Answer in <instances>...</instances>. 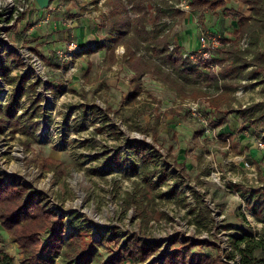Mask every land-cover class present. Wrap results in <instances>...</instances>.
Instances as JSON below:
<instances>
[{"label": "rangeland", "instance_id": "rangeland-1", "mask_svg": "<svg viewBox=\"0 0 264 264\" xmlns=\"http://www.w3.org/2000/svg\"><path fill=\"white\" fill-rule=\"evenodd\" d=\"M189 1L170 0L183 19L172 23L164 17L155 26L166 36V55L175 60L179 46L181 58L188 55L185 60L196 64L198 71L187 74L155 52V44L145 40L152 35L134 31L130 23L143 15L138 18L128 0L122 3L129 30L119 13L115 16L114 0H49L46 9L29 0L11 29L0 23L3 112L19 77L26 76L11 117L0 124V181L16 180L29 193L42 194L46 209L66 224L75 215L84 230L73 264H103L111 242L93 241L106 234L119 238L118 249L130 236L158 245L144 262L125 264H162L185 239L199 242L191 252L226 264L219 249L228 242L225 233L264 239V151L258 147L264 121L240 113L264 103V73L230 84L234 90L228 89L216 109L210 99L229 79L227 64L197 57L202 33L217 32L219 51L223 39H233L237 17L251 10L225 0L226 10L193 11ZM154 6L144 4L148 31L154 27ZM250 39L246 34L239 40L241 50L249 48ZM71 42L76 48L70 51ZM252 57L249 53L247 61ZM254 68L248 65L246 71ZM168 74L179 84L166 83ZM134 143L147 147L142 151ZM66 226V234H76ZM254 254L264 258L259 250ZM1 255L22 264L17 245L0 225ZM53 264H61L60 256Z\"/></svg>", "mask_w": 264, "mask_h": 264}, {"label": "trees", "instance_id": "trees-1", "mask_svg": "<svg viewBox=\"0 0 264 264\" xmlns=\"http://www.w3.org/2000/svg\"><path fill=\"white\" fill-rule=\"evenodd\" d=\"M114 14L119 16L123 21V29L129 30V15L126 14L125 7L123 6V0H114ZM245 3L251 10L249 16H238L236 20V29L233 31V39L224 41V48L219 51H211L210 61L215 62L217 65L227 64L226 71L229 79L219 87L217 85L218 80L213 73H210L211 78L215 81L220 92L217 93V97L210 99L211 106L219 108L225 99L227 98L228 89L231 88L230 84L238 85V80L246 75L259 76V73H264V0H238ZM110 2V1H109ZM113 2V0H112ZM132 3V8L138 13V18L135 21L134 31H138L139 34L152 35L149 40L152 44H155V52L158 54L166 55L167 41L165 35H159L156 31L158 23L164 17L169 18L172 23L175 20L179 22L184 17V13L178 10L175 6L177 3H170V0L158 1V0H128ZM178 2V0H176ZM190 8L201 11L217 12L218 10H226L225 0H190ZM151 3L154 6V27L151 31L145 29V24L142 22L146 18L147 9L144 4ZM119 13V15H118ZM125 13V14H124ZM204 30V29H203ZM209 30V29H208ZM124 31V30H123ZM214 33L213 30H209ZM125 33V32H124ZM135 33V34H136ZM217 34V32H215ZM246 34L251 36L250 46L245 50H241L239 46V40ZM137 35V34H136ZM262 45V48H259ZM255 47V48H253ZM179 46L175 50L177 57L172 60V53L166 55L167 61L173 66L176 72L183 69V74L198 71L196 64L189 63L185 59L181 58L179 54ZM249 53L253 54L251 61H247L246 56ZM218 55H222L217 59ZM189 63V64H188ZM204 64H208L205 61ZM248 65H254L255 68L251 71H246ZM209 67V66H208ZM2 68V67H1ZM247 72V73H246ZM5 74V68L2 75ZM170 77L173 81L170 80ZM166 83L171 85H178V78L170 76L168 74L165 79ZM24 84H26V76H21L18 79L17 87L14 91L12 101L7 107L6 113L2 111L0 107V124L6 123L7 120L4 117H11L13 111V104L16 103V99L23 91ZM30 89H33L31 86ZM231 90H234L232 87ZM244 119L253 122L264 121V103H258L253 106H249L240 111ZM250 116H246L247 114ZM133 146L140 148L142 151L146 149L145 144H136ZM142 155V154H141ZM143 156V155H142ZM146 158V157H143ZM143 160V159H142ZM63 218L56 217L51 214L44 206L43 196L40 193H29L25 186L19 184L16 180L11 183L5 184L4 181H0V225L4 231L11 237L17 248L22 255V264H53L54 259L60 256L61 264H73L80 256L81 249V232L83 227L78 225V219L75 215H71L67 224L72 232L66 234L68 228L65 225ZM102 236V235H101ZM246 235L234 236L232 245L235 249L239 250L242 255V264H264V258L259 259L254 254L256 250H259L260 254H264V239L256 240L248 239ZM249 240V241H247ZM119 238L111 239L110 234L100 238V241H93L96 245L101 246L103 243H110L111 255L103 264H125V260H139L144 262L158 249V245H149L146 240L137 239L135 236H130L125 240V247L117 248ZM199 242L185 239L182 241L180 249L169 251L162 264H212V261L203 253L191 252V248L198 245ZM245 243V248L241 249L239 245ZM260 260V261H259ZM10 257L7 255L0 256V264H11ZM158 264V263H154ZM215 264V262H214Z\"/></svg>", "mask_w": 264, "mask_h": 264}, {"label": "built area", "instance_id": "built-area-1", "mask_svg": "<svg viewBox=\"0 0 264 264\" xmlns=\"http://www.w3.org/2000/svg\"><path fill=\"white\" fill-rule=\"evenodd\" d=\"M3 1L5 3L4 4L5 10L0 12V17H2L0 19V23H5V27L7 28V30H9L11 29L13 24L17 22L20 14H22V12H24V10L28 8V4L30 2L29 0H23V1L16 0L18 2H21L20 7H17L16 9L17 5L15 3V0H3ZM214 35L215 33H211V32H206L201 34L202 50L199 51V55L197 56L199 57L198 58L199 60H210L211 59L210 52L218 48L216 46V40H215L217 37L215 38L216 35L215 36ZM68 47L71 51L76 48V45H74V43L71 42L69 43ZM184 58L189 59L188 55H184ZM195 60L197 59L195 58ZM258 147L260 148L261 151H264V142L260 141L258 143ZM231 232L232 231H229L228 234L225 233L226 239L228 240V242L225 243V246L224 247H222L221 245L220 247L218 246L219 249L221 250L220 251L221 257L224 259V262L226 264H242V255L240 254L239 250L235 249L232 245L234 236H238V235H235L236 233L231 234ZM255 240H259V239H255Z\"/></svg>", "mask_w": 264, "mask_h": 264}, {"label": "water", "instance_id": "water-1", "mask_svg": "<svg viewBox=\"0 0 264 264\" xmlns=\"http://www.w3.org/2000/svg\"><path fill=\"white\" fill-rule=\"evenodd\" d=\"M40 9H46L49 6V0H35Z\"/></svg>", "mask_w": 264, "mask_h": 264}]
</instances>
